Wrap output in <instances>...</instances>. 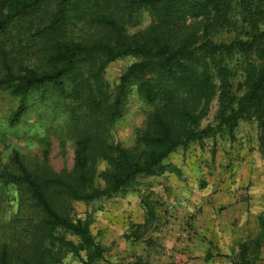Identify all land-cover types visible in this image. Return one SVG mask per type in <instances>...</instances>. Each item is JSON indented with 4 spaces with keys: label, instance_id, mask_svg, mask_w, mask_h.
Returning <instances> with one entry per match:
<instances>
[{
    "label": "trees",
    "instance_id": "trees-1",
    "mask_svg": "<svg viewBox=\"0 0 264 264\" xmlns=\"http://www.w3.org/2000/svg\"><path fill=\"white\" fill-rule=\"evenodd\" d=\"M39 10L50 16L34 35L43 40L41 65L16 72L0 52V92L17 99L10 128L22 121L29 98L56 94L55 106L70 121L73 163L69 172L45 176L12 153L13 170H0V183L22 188L36 219L30 248L16 253L2 246L0 264L15 258L18 264H64L68 255L96 264L104 249L90 232L91 215L74 218L72 203L109 199L139 178L161 176L178 148L233 133L241 121L257 123L264 151V0H0V37L25 30L22 23ZM142 10L153 23L129 35L128 25ZM71 19L96 25L95 37L61 38ZM121 58L137 60L110 90L105 68ZM132 86L146 103L158 105L139 135L137 154L110 135ZM214 101L217 123L201 128ZM98 160L108 166L100 174Z\"/></svg>",
    "mask_w": 264,
    "mask_h": 264
},
{
    "label": "rangeland",
    "instance_id": "rangeland-1",
    "mask_svg": "<svg viewBox=\"0 0 264 264\" xmlns=\"http://www.w3.org/2000/svg\"><path fill=\"white\" fill-rule=\"evenodd\" d=\"M49 19L46 12L39 10L22 23L25 30L17 28L8 38L0 37V52L7 54L14 71L41 65L43 40L34 35ZM152 23L153 16L142 10L135 24L128 25V34L144 33ZM97 29L93 23L71 19L58 35L76 41L90 40ZM136 60L121 58L107 65L103 77L110 90ZM1 70L0 64V75ZM55 97L51 92L29 98L22 121L10 128L8 119L17 99L6 91L0 92V170H13L10 157L14 151L31 172L52 176L71 170L70 121L55 106ZM157 107L146 103L132 86L121 117L110 130L111 141L137 154L142 148L139 135ZM216 110L214 101L201 128L216 125ZM259 136L256 122L241 121L233 133L220 131L201 143L190 142L178 148L164 161L168 170L161 176L139 178L123 193L109 199L90 204L72 203L74 218L91 215L90 232L104 249L103 259L96 264H204L207 222L215 225L212 231L220 232L223 228L217 220L222 221L220 216L230 206H264V151ZM94 168L100 174L108 166L98 160ZM96 183L103 185L100 178ZM31 206L22 188L0 183V249L8 245L11 251L19 253L30 248L36 219ZM186 206L192 207L191 210L178 211V207ZM66 237L77 241L69 235ZM252 250L251 242L239 244L231 263L253 260L256 255ZM241 252L246 254L242 259ZM216 261L223 262L220 258ZM13 264H18L16 258ZM64 264L82 263L79 257L68 255Z\"/></svg>",
    "mask_w": 264,
    "mask_h": 264
},
{
    "label": "crops",
    "instance_id": "crops-1",
    "mask_svg": "<svg viewBox=\"0 0 264 264\" xmlns=\"http://www.w3.org/2000/svg\"><path fill=\"white\" fill-rule=\"evenodd\" d=\"M192 208V207H191ZM189 206L179 208L178 211L191 210ZM212 211V210H210ZM264 216V206H230L226 212L220 216L222 221L217 220L222 231L214 229L211 222H207L205 227L209 229V234L205 240L203 250L204 264H213L218 258L222 259L223 264H232L231 256L238 252L239 244H253V254L256 255L253 260H244L241 264H264V229L261 228V220ZM179 223V222H178ZM213 237V239L211 238ZM213 245H212V244ZM213 251L215 253L213 254ZM235 251V252H234ZM219 253V254H217ZM210 254L208 259L205 256ZM218 255H221L219 257ZM246 254H242L241 259ZM220 263V264H222Z\"/></svg>",
    "mask_w": 264,
    "mask_h": 264
}]
</instances>
